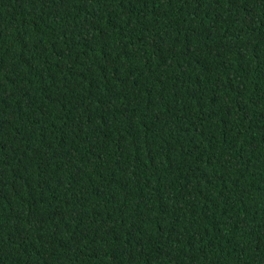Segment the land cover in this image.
I'll list each match as a JSON object with an SVG mask.
<instances>
[{
	"label": "trees",
	"instance_id": "trees-1",
	"mask_svg": "<svg viewBox=\"0 0 264 264\" xmlns=\"http://www.w3.org/2000/svg\"><path fill=\"white\" fill-rule=\"evenodd\" d=\"M0 264H264V0H0Z\"/></svg>",
	"mask_w": 264,
	"mask_h": 264
}]
</instances>
